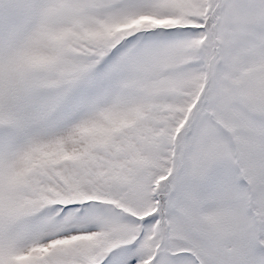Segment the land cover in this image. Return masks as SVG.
I'll return each instance as SVG.
<instances>
[{"label":"snow or ice","instance_id":"obj_1","mask_svg":"<svg viewBox=\"0 0 264 264\" xmlns=\"http://www.w3.org/2000/svg\"><path fill=\"white\" fill-rule=\"evenodd\" d=\"M0 264H264V0H0Z\"/></svg>","mask_w":264,"mask_h":264}]
</instances>
